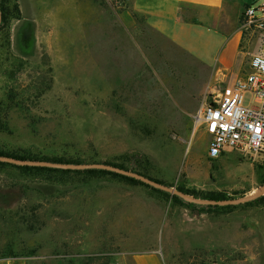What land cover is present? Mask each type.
I'll use <instances>...</instances> for the list:
<instances>
[{
	"label": "rangeland",
	"instance_id": "obj_1",
	"mask_svg": "<svg viewBox=\"0 0 264 264\" xmlns=\"http://www.w3.org/2000/svg\"><path fill=\"white\" fill-rule=\"evenodd\" d=\"M106 1L112 31L122 39L126 16L141 18L128 11L125 1L121 6ZM262 4L264 0H234L231 11L237 13L238 25L248 5ZM6 21L11 55L0 48V150L121 164L201 195L238 197L264 183V154L246 156L229 149L211 159L208 136L195 127L193 115L205 93L229 75L204 63L212 65L225 38L212 28L204 26L203 34L194 36V55L146 31L143 63L140 49L132 57L128 50L133 43L121 40L114 48L123 56L105 74L113 88L90 90L54 83L45 50L35 47L36 59L24 42L30 31L21 30L10 16ZM250 32L242 30L240 48L250 44L259 53L261 35ZM13 56L25 60L20 70L15 71ZM79 66L70 69L74 73ZM245 69L247 65L237 73ZM83 73L77 80L88 77ZM249 97L244 96V104ZM112 196L127 203L112 211L138 215L143 231L116 232L118 221L105 217ZM223 206L173 202L112 174H37L0 166V258L26 257L29 264H121L130 244L140 251L154 246L165 264H264V199ZM157 226L158 232L150 231Z\"/></svg>",
	"mask_w": 264,
	"mask_h": 264
},
{
	"label": "crops",
	"instance_id": "obj_2",
	"mask_svg": "<svg viewBox=\"0 0 264 264\" xmlns=\"http://www.w3.org/2000/svg\"><path fill=\"white\" fill-rule=\"evenodd\" d=\"M17 1L20 18L16 19V23L21 30H29L31 34L29 39L26 36L28 40L24 41L25 45L33 49L36 59L38 54L34 51L35 47L45 50L50 58L54 83H63L60 87L64 88L112 89L114 85L105 74L112 72L111 66L119 62L116 58L123 56L121 51L118 52L120 48H114L115 44H120L124 39L132 42L133 50H128L129 55L137 58L140 49L143 63L146 31L194 55L196 48L191 43L192 39L203 34L204 26L212 28L213 32L225 38L212 65L204 63L213 72L222 75L238 74V70L248 65L245 60L257 54L250 44L245 45L244 49L240 48L243 36L237 13L231 11L234 0H125L128 11L140 17L141 22L135 20V16H126L119 35L122 39L112 31V11L106 0ZM14 41L12 37L13 49ZM16 43L20 44L19 41ZM76 65L82 69L73 73L70 66ZM94 72L95 79L91 78ZM81 73L89 75L77 80V74ZM124 204H127L126 199L122 197L109 198L105 217H115V221H118L121 229L116 232L143 231L139 228L142 222L138 215L131 217L123 211L118 214L112 211L118 206L122 209ZM157 222L158 226L161 225L160 221ZM158 226L150 231L158 232ZM126 248L130 250L123 254L121 264H165L154 246H148L145 251L137 250L140 248L138 245L127 244ZM29 260L26 257H1L0 264H29Z\"/></svg>",
	"mask_w": 264,
	"mask_h": 264
},
{
	"label": "built area",
	"instance_id": "obj_3",
	"mask_svg": "<svg viewBox=\"0 0 264 264\" xmlns=\"http://www.w3.org/2000/svg\"><path fill=\"white\" fill-rule=\"evenodd\" d=\"M108 1L121 6L125 0ZM240 28L259 32L260 52L251 56L242 73H229L221 86L209 89L193 115L195 127L208 136L211 159L229 149L246 156L264 154V4L248 5ZM246 94L250 97L244 104Z\"/></svg>",
	"mask_w": 264,
	"mask_h": 264
},
{
	"label": "trees",
	"instance_id": "obj_4",
	"mask_svg": "<svg viewBox=\"0 0 264 264\" xmlns=\"http://www.w3.org/2000/svg\"><path fill=\"white\" fill-rule=\"evenodd\" d=\"M11 3V9L9 8L8 4ZM0 11H1V23H0V48L4 49L8 56L11 55L10 53V28L8 26V22L6 21V19L10 16L13 19H19L20 18V8H19V4L17 0H0ZM15 62H16V66L17 68L16 70H20L22 68V66L24 65L25 60L19 56H13ZM15 64V63H14ZM46 88H42L40 89L38 92V95L42 94L43 91H45ZM0 154L1 155H8V156H13L15 158H21V159H33V160H50V161H57V162H69V163H84L81 161H75V160H70V159H61V158H57V157H41V156H37V155H33L31 153H24V154H18V153H9V152H4L2 150H0ZM105 163H109V162H105ZM115 166H119L121 168H126V169H130L127 168L121 164H114V163H109ZM0 166L1 167H5V166H10L13 167L15 169H18L22 172H36L38 173H50V172H61V173H104V174H112L114 176H118L119 178H121L122 180H125L127 182L130 183H139V184H143L146 187L150 188L151 190H153L154 192L158 193V194H163L165 196H170L171 199L173 200V202H179L182 201V199L176 195H171L166 191L151 187L147 184H144L143 182H140L132 177H128L125 175H121L115 172H111L108 170H103V169H83V170H74V169H58V168H50V167H41V166H27V165H14V164H10V163H6V162H0ZM130 170H134V169H130ZM136 172H139L149 178H152L156 181H159L161 183H164L158 179H155L153 177H151L150 175H148L147 173H145L144 171H139V170H134ZM165 184V183H164ZM168 185V184H167ZM171 186V185H170ZM176 188L184 191V192H188L190 194H194L196 196L199 197H204V198H209V199H224L226 198L223 195H201L193 190H190L188 188H185L183 186H177ZM260 199H264V194L261 197H258L256 200H260ZM208 207H227V206H208Z\"/></svg>",
	"mask_w": 264,
	"mask_h": 264
},
{
	"label": "water",
	"instance_id": "obj_5",
	"mask_svg": "<svg viewBox=\"0 0 264 264\" xmlns=\"http://www.w3.org/2000/svg\"><path fill=\"white\" fill-rule=\"evenodd\" d=\"M0 23H1V11H0ZM0 162H6L14 165H27V166H41V167H50L58 169H74V170H83V169H103L111 172H115L121 175L132 177L144 184H147L151 187L166 191L171 195H176L183 199L184 201L195 203L198 205H207V206H223V205H234L241 204L248 201L257 199L258 197L264 194V183L261 184L256 190L251 193L244 194L238 197L224 198V199H209L204 197H199L188 192H184L174 186H170L159 181H156L152 178H149L139 172L134 170L121 168L105 162H84V163H69V162H57L50 160H33V159H21L15 158L13 156L1 155Z\"/></svg>",
	"mask_w": 264,
	"mask_h": 264
}]
</instances>
